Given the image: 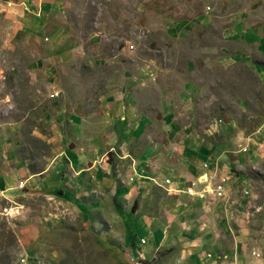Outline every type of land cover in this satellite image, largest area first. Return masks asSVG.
<instances>
[{"label":"rangeland","instance_id":"rangeland-1","mask_svg":"<svg viewBox=\"0 0 264 264\" xmlns=\"http://www.w3.org/2000/svg\"><path fill=\"white\" fill-rule=\"evenodd\" d=\"M58 1L68 33L83 51L56 46L46 35L31 36L17 19L21 5L7 8L0 1V173L8 176L6 184L0 182V264L168 260L171 249L151 258L148 242L130 229L131 204L118 186L119 140L107 153L109 173L91 182L74 177L64 150L83 146L88 134H102L110 144L115 125L98 101L115 89L128 85L144 101L164 98L179 110L185 79L194 84L191 114L199 127L211 128L233 113L237 125L259 141L256 150L252 140L235 145L252 159L233 171L248 182L245 225L255 264H264V78L252 65L220 58L228 26L223 14L236 0ZM179 24L188 28L184 38L165 37ZM73 111L83 117L78 129L69 121Z\"/></svg>","mask_w":264,"mask_h":264},{"label":"crops","instance_id":"crops-1","mask_svg":"<svg viewBox=\"0 0 264 264\" xmlns=\"http://www.w3.org/2000/svg\"><path fill=\"white\" fill-rule=\"evenodd\" d=\"M0 1L7 8L21 5L17 19L31 36L46 35L56 46L68 44L83 51L82 44L74 43L68 33L64 7L58 0ZM235 6L229 5L223 14L228 26L222 30L225 45L220 58L252 65L255 68L250 70L264 78V0H236ZM184 27H172L165 37L184 38L188 30ZM182 85L183 106L179 110L164 98L144 101L138 97L139 90L128 85L102 97L98 101L105 107L101 113L115 125L110 144H104L102 134H88L90 140L83 146L64 150L66 163L74 177L82 175L90 182L98 175L104 177L110 171L108 150L116 148L113 143L118 139V186L123 200L131 204L126 217L133 236L148 242L151 258L168 248L170 257L162 264H174L173 257L176 263L188 259L192 264H255L259 260L251 253V230L245 225L248 215L242 209L249 201L243 194L248 182L233 171V166L239 168L252 159V153L235 147L238 142L249 145L252 140L256 150L259 141L237 125L233 113L232 118L216 119L211 128L199 127L197 115L191 114L189 89L194 84L185 79ZM165 86V82L159 85L161 90ZM73 112L69 121L78 129L83 117ZM166 179L170 183H165ZM7 180V174L0 173V182L6 184ZM216 182H225V198L206 191ZM188 187L194 195L187 193ZM135 202L138 204L133 208Z\"/></svg>","mask_w":264,"mask_h":264},{"label":"built area","instance_id":"built-area-1","mask_svg":"<svg viewBox=\"0 0 264 264\" xmlns=\"http://www.w3.org/2000/svg\"><path fill=\"white\" fill-rule=\"evenodd\" d=\"M166 180H169V179H166ZM187 191L192 193L193 189L191 187H188ZM206 191L212 194H215L218 198H225L227 196L225 182H216Z\"/></svg>","mask_w":264,"mask_h":264}]
</instances>
